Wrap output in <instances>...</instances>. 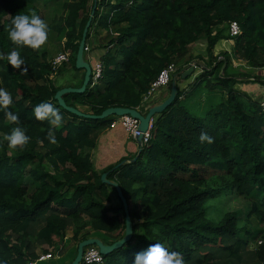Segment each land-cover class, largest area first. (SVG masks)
I'll list each match as a JSON object with an SVG mask.
<instances>
[{"label":"trees","instance_id":"16d2710c","mask_svg":"<svg viewBox=\"0 0 264 264\" xmlns=\"http://www.w3.org/2000/svg\"><path fill=\"white\" fill-rule=\"evenodd\" d=\"M36 1L0 0V87L12 96L8 110L19 116L13 124L0 110V264H35L63 246L69 231L77 245L93 235L105 245L121 240L123 203L103 184L104 173L122 189L134 236L103 264H133L152 244L180 253L185 264H264V230L253 229L255 222L264 225V110L235 89L249 76L230 73L234 62L264 70V0H98L87 45L104 52L103 76L85 94L66 95L68 107L92 116L111 108L147 115L145 98L164 70L175 65V74L202 71L193 83L179 79L177 99L154 118L141 153L102 174L93 155L115 118L92 120L65 110L56 95L74 84L55 80L78 72L95 0H70L48 25V37L62 38V52L71 57L57 70L41 47H17L8 39L15 15L35 13L45 21L31 6ZM233 22L241 33L232 39ZM230 39L231 52L217 56L216 47ZM203 40L207 56L192 57V47ZM13 50L25 59L26 73L9 65ZM41 103L59 110L60 127L35 118ZM17 126L30 137L22 151L4 138ZM50 129L56 144L47 139ZM201 133L214 142L201 143ZM230 198L243 203L244 217L223 207Z\"/></svg>","mask_w":264,"mask_h":264},{"label":"clouds","instance_id":"9594fccd","mask_svg":"<svg viewBox=\"0 0 264 264\" xmlns=\"http://www.w3.org/2000/svg\"><path fill=\"white\" fill-rule=\"evenodd\" d=\"M49 27L37 14L15 15L11 21L8 30V39L17 47H30L39 49L48 39ZM2 58V57H0ZM7 61L13 69H19L21 73H26L27 68L25 59L17 50L11 51L7 56ZM13 100L11 94L4 88L0 87V110H5V118L13 124L19 123V116L8 110ZM34 115L37 120H48L51 125L60 127L63 122V116L59 110L50 103H41L34 108ZM8 147L16 150H23L29 143L30 137L26 135L23 127L17 126L12 128L10 134L5 135ZM47 139L50 143L56 144L57 139L51 129L48 132ZM201 143L212 144L213 137L207 133H201L199 136ZM123 243V241L121 242ZM133 264H185L180 253L168 251L162 244H152L146 251L136 254Z\"/></svg>","mask_w":264,"mask_h":264},{"label":"rangeland","instance_id":"374dc122","mask_svg":"<svg viewBox=\"0 0 264 264\" xmlns=\"http://www.w3.org/2000/svg\"><path fill=\"white\" fill-rule=\"evenodd\" d=\"M38 1L39 3L31 4V6L37 7L39 9L41 16L45 19V22L49 25L54 18H58V17L60 18L62 16L63 6L65 3L69 2L70 0H38ZM104 35H105V32H103L101 37L97 38L96 40L102 41V38L104 37ZM227 38L229 37L227 36ZM62 41H63L62 38L54 39V38L48 37L45 44L41 46V52L47 51L50 54L51 64L60 54L63 53L62 48H61ZM206 47H207V42L205 40L201 41L197 45H194L191 49L192 51L191 54H193L192 57L194 56V58H196L198 56H207ZM232 47H233V41L231 39L223 40L216 47L215 54L219 56L223 51L230 53L232 50ZM89 48H90V54L88 53V56L93 57L95 61L96 60L101 61L100 57L103 55L104 52L102 50H99L97 52H91V46ZM70 61H71V57L69 58V61L64 64L69 65ZM64 64L61 67H64L65 66ZM246 65L247 64H245L244 62H234L233 64V68L230 71L231 74L237 75L239 74V72H241L240 74H246L249 76V81H247L246 83H241V84L236 85L235 89L244 91L245 93L250 95L254 100L262 102L264 100V70L252 69L248 65L247 66ZM68 69L71 70L70 68ZM78 71H81V70H78ZM201 72L202 71L200 70V68H196L194 70L193 75L190 76L187 80H185L187 81V84L193 83L195 81L196 76H198ZM75 74L76 73L74 71H70V72L65 73L63 77L56 76L55 77L56 83L58 85H62L65 81H71L73 80ZM257 79H259L261 82ZM248 85H251V86H248ZM170 93H171V84L168 88H166V91L162 93L161 103L170 96ZM144 104L153 106L155 102L144 101ZM110 129L112 128L110 127ZM242 205L243 203L241 201L230 198L229 200L225 201L223 207L227 211L239 212L241 213V217H244ZM253 229L254 230H264V225H261L258 222H255ZM72 236H73V233L69 231L67 233L63 246L57 247L56 249L54 248L49 249V252L54 256V258L50 261H45V262H41L38 264H68V263L71 264L77 256V249L79 246L73 242ZM91 238H100V236L93 235ZM260 245L261 243L259 241L256 244H254V248H257ZM59 251H61V254H58Z\"/></svg>","mask_w":264,"mask_h":264},{"label":"water","instance_id":"95a60500","mask_svg":"<svg viewBox=\"0 0 264 264\" xmlns=\"http://www.w3.org/2000/svg\"><path fill=\"white\" fill-rule=\"evenodd\" d=\"M97 4H98V0H95V6H94V9L91 13L90 19H89V21L85 27L83 37H82V41L80 43L79 51H78L77 58H76V68L78 70H83L85 72V78H84L83 85L80 88L62 89L61 91H59L57 93L56 100H58L59 104L65 110L69 111L70 113H72L78 117H85V118H89L92 120H106V119H110V118H120V117L130 116V117L138 120L140 122V126H139L140 135L136 138V142H137L139 148L141 149L143 147V144H144L145 135L148 133L150 126H151V123L154 120V118L157 117L158 115L162 114L177 99L178 94H179V90H178L179 79L187 80L190 76L193 75L194 68L193 67L190 68L185 73L175 74L173 76L172 83H171L170 96L165 101H163L162 103L151 106L147 115H143L138 110H133V109L111 108V109L106 110L100 116H92V115H86V114L81 113L80 111H78L74 108L68 107L65 100H64V97L66 95H69V94L83 95L88 91L90 84H91L93 69H92V65L85 60V49H86V45H87V39H88L89 31L91 29L92 22H93L95 14H96ZM140 153H141V151H140ZM136 160L133 163H135ZM108 176H109V174H104L102 176V182H103V184H106V185L113 187L117 191L118 196L121 199V202L123 203L124 212H125V216H126L125 236L121 240L114 243L113 245H105L103 243V241L101 239H98V238H90L86 241L81 242L78 246L77 256L71 264H83L84 252H85V249L88 247H92V246L97 247L100 250L102 256L107 257L111 253H113L114 251L119 250L122 247H124L125 245L129 244L133 239L134 227H133V222H132V219L130 216V209H129L128 202L126 201V199L123 195L122 189L120 188L119 184L116 182L110 181L108 179ZM122 241H123V243H121Z\"/></svg>","mask_w":264,"mask_h":264},{"label":"built area","instance_id":"2783aa9c","mask_svg":"<svg viewBox=\"0 0 264 264\" xmlns=\"http://www.w3.org/2000/svg\"><path fill=\"white\" fill-rule=\"evenodd\" d=\"M229 33L232 38H235L240 35L241 28L238 23L233 22L230 24ZM85 52L90 53V48L86 45ZM69 54L62 53L60 54L53 62L52 66L54 70L60 68L64 63L69 61ZM196 68V67H195ZM92 79L90 86L95 87L98 85L100 79L103 76V66L102 62L96 60L92 66ZM177 71V67L175 65L170 66L166 70H164L160 76L158 77L157 81L153 84L150 95L145 98V101L152 102L155 97H159L162 93L166 91L172 82L173 76ZM262 108L264 110V100L261 102ZM139 126L140 122L130 116L115 118L113 121L111 128L115 129L117 127H122L128 135L136 140V138L140 135L139 133ZM153 126V121L151 123L150 129L148 133L145 135L144 144L148 142L150 138V131ZM143 144V145H144ZM54 258L52 254L42 255L38 262L35 264L50 261ZM104 263V256H102L100 250L97 247H88L85 249L84 256H83V264H103Z\"/></svg>","mask_w":264,"mask_h":264},{"label":"crops","instance_id":"0c3cea01","mask_svg":"<svg viewBox=\"0 0 264 264\" xmlns=\"http://www.w3.org/2000/svg\"><path fill=\"white\" fill-rule=\"evenodd\" d=\"M36 3H39V1L37 0L35 4ZM85 60L92 66L95 62V59L91 56L86 57ZM75 73L76 74L73 80L69 81L67 85L74 84V88H80L78 85L80 84L82 76L85 74V72L81 70L78 71V73ZM161 98L162 94L158 98L155 97V99L152 101L155 102L154 105L161 103ZM139 151L140 148L136 140L131 138L122 127L109 129L100 139L99 144L94 151L93 159L95 170L102 174L110 167L120 163L122 160L137 156Z\"/></svg>","mask_w":264,"mask_h":264}]
</instances>
